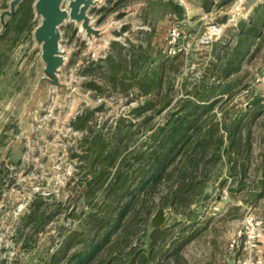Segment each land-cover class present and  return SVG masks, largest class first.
I'll return each mask as SVG.
<instances>
[{
  "label": "rangeland",
  "instance_id": "obj_1",
  "mask_svg": "<svg viewBox=\"0 0 264 264\" xmlns=\"http://www.w3.org/2000/svg\"><path fill=\"white\" fill-rule=\"evenodd\" d=\"M35 1L31 2L32 30L28 33L27 28L21 29L18 9L14 20L8 17L9 29L0 39V264H49L70 234L76 232L79 237L87 234L90 228L87 216L101 208L105 188L113 179L111 174L103 186L91 185L92 170H98L91 166L90 157L94 156L91 137L102 132L108 141L113 136L111 130L122 120L121 130L131 122L136 130L135 141L128 148L146 144L152 132L150 126L142 127L147 117L152 115L155 125L163 124L179 110L180 102L189 96L187 92L202 82L222 85L232 79V91L216 96L219 101L204 117L208 116V122H222L220 132L224 135L225 121L229 124L233 118L247 120L242 134L247 137L249 130L250 138L243 137L238 142L243 155H250L248 177L243 179L247 188L232 191L240 184L245 158L238 155L240 162L233 167L234 162L223 152L211 173L212 183L196 205L193 203L173 215L167 209L168 220L180 222L175 232L187 235L190 219L205 224V219L212 216L209 207L215 204V194L224 189L233 202L244 200L241 208L234 209L236 221L231 223L217 215L206 223L214 234L238 230L249 212L264 222L263 202L255 206L248 201L253 190H258V165L264 145V40L244 55L240 71L230 79H219L210 71L218 60L216 45L231 37L228 28L247 18L256 4L246 6L243 0H95L89 15L99 37L83 31L76 21L66 20L60 26V50L64 58L58 85L49 78L43 82L48 60L44 58V41L35 35L43 21L36 14ZM67 4L65 1L63 7ZM8 8L3 5L0 11ZM174 24L182 30L178 39L182 50L177 53L170 52L168 40ZM7 25L1 29L0 23V36ZM119 47L134 52L135 65L142 72L155 68L161 59L167 60L169 74L163 77L160 93H144L136 85L128 93L113 92L108 87L96 92L85 86L91 80L105 84L97 71L86 69L101 64L109 55L120 56ZM149 102H157V106L151 107ZM87 110L95 111L89 126L77 127L78 117ZM129 149L123 150L122 155H129ZM229 151L234 156L231 148ZM135 162L130 154L124 168L136 166ZM159 196L160 193L155 195L156 200ZM144 215L142 211L137 217L134 244L143 236ZM205 234L202 232L190 244L186 242L182 249L185 258H192L197 249H205ZM231 238L227 241L220 238L223 258L231 255ZM84 244L73 245L69 252L82 250ZM241 244L244 246L243 240L239 247ZM69 256L66 254V258ZM246 256L247 252L241 258Z\"/></svg>",
  "mask_w": 264,
  "mask_h": 264
},
{
  "label": "trees",
  "instance_id": "obj_2",
  "mask_svg": "<svg viewBox=\"0 0 264 264\" xmlns=\"http://www.w3.org/2000/svg\"><path fill=\"white\" fill-rule=\"evenodd\" d=\"M31 2L32 0H24L19 7V22L23 24L21 29L27 28L28 33L32 30ZM14 19L15 17L12 20ZM9 25L10 23L0 39L6 35ZM227 33L231 37L221 45H216L218 60L210 69L219 79L237 74L244 55L253 50V45L264 40V1L254 6L247 18L231 25ZM129 51L119 47L117 54L120 56L109 55L101 60V64L87 68L86 71H97L105 84L91 80L85 86L96 92H103L108 87L113 92L123 90L128 93L136 85L144 93H160L163 77L169 74L167 60L161 59L155 68L142 72L143 69L135 65L137 59L134 52ZM231 81L232 79L229 80L230 83ZM230 83L220 85L202 82L201 86L197 85L194 90L187 92L189 96L180 102L179 110L171 114L163 124L155 125L153 116H148L142 127L150 126L152 132L148 136V142L143 144L145 146L128 148L135 141L133 136L136 133L131 121L129 127L121 130L124 121L120 120L111 130L110 134L113 136L108 141L104 135L106 133L94 134L90 139L94 156L90 158L93 160L91 166L98 170H92L94 177L91 185L103 186L111 174L113 179L105 188L101 208L87 216L90 224L88 233L82 237L76 232L70 234L51 256L49 264H188L182 249L190 238H194L193 233L196 232L193 229L199 222L196 218L190 219L187 235H183L177 230L175 232L174 228L180 222H169L166 210L173 215L183 208L191 207L193 203L196 205V200L203 196L205 188L212 183L211 173L222 159L223 152L234 162L233 167H237L236 162H240L238 155L245 158L240 164V184L232 191L247 188L243 179L248 177L250 155H243V147L238 145L243 137L246 140L250 138L249 130L246 129L247 137L245 133L244 136L242 134L247 120L244 122L243 118H233L229 124L225 121L224 135L220 132L222 122H208V116L204 117L219 101L216 96L232 91ZM217 86L222 89L219 90ZM149 104H152L151 107L157 106V102ZM94 114V110H87L78 117L76 126L88 127ZM247 145L250 146V143ZM230 148L237 155L231 156ZM125 149L131 151L129 155H122ZM130 154L136 159V166L124 168ZM97 161L101 162L99 166H95ZM259 161L260 176L256 184L258 190H253L254 194L248 200L255 206L262 202L264 205V145ZM158 193L160 196L156 200L155 195ZM159 208L165 210L166 221L163 226L154 228L151 226V216ZM142 211L145 214L143 236L134 244L132 241L138 233L139 225L137 217ZM79 242H85L82 250L69 252ZM238 246L239 244L234 245L233 248ZM66 254H70L69 258H66Z\"/></svg>",
  "mask_w": 264,
  "mask_h": 264
},
{
  "label": "water",
  "instance_id": "obj_3",
  "mask_svg": "<svg viewBox=\"0 0 264 264\" xmlns=\"http://www.w3.org/2000/svg\"><path fill=\"white\" fill-rule=\"evenodd\" d=\"M23 0H10L9 8L0 12L1 29L7 25L8 17H14ZM68 1L67 7L63 3ZM264 0H243L246 6L257 5ZM95 0H36V14L43 17L42 24L36 29L37 39L44 41V58L48 60L44 70L45 79L49 78L52 84H58L60 67L63 61V52L60 50L61 30L60 26L66 21H76L81 24V29L89 34L99 37V32L95 30L91 23L89 9L95 6ZM251 12V11H250ZM7 16V17H6ZM102 37V36H101ZM100 37V38H101ZM46 86L47 84L44 83ZM59 85V84H58ZM166 215L163 208H159L151 219V226L161 227L165 224Z\"/></svg>",
  "mask_w": 264,
  "mask_h": 264
},
{
  "label": "crops",
  "instance_id": "obj_4",
  "mask_svg": "<svg viewBox=\"0 0 264 264\" xmlns=\"http://www.w3.org/2000/svg\"><path fill=\"white\" fill-rule=\"evenodd\" d=\"M9 1L10 0H0V8H2L3 5L9 6ZM228 195L229 194H227V190L224 189L223 192H219L215 194V198H216L214 202L215 204L209 207V211L211 212L210 214H212V216L209 219L208 218L205 219L206 223L215 219L217 215H221L222 219L226 221H230L231 223L237 220L235 218L234 209H236L237 207L241 208L242 201L244 199L242 198V201L240 200L238 202H233L231 200L230 195L229 196ZM250 207H254V206L250 205ZM206 223L200 225L199 222L193 229L196 232L193 233L194 238L192 237L188 241V244H190V242L192 241H196V239H198L200 234L202 232H205L206 233L204 235L205 249L203 250L197 249V252H193L192 258H187L188 264H240L239 260L241 259V257L244 256L246 252L243 245H241V247L239 246L235 247L237 249L234 251L230 241L229 249L231 251V255H229L228 257L224 256L225 258H223V256L221 255L222 247L220 245H222V242L220 238H223L224 241H227L226 239L229 240V238H231V236L234 234L236 230L232 232H225V233L223 232V235L222 234L218 235V234H214L215 231L213 233L212 229H210V225H206ZM214 226L217 227L216 225ZM196 229H200L202 232L199 233L200 230H196ZM218 241H219V245L217 243ZM263 248H264V243H262L258 247L257 253L258 254L262 253ZM191 259L192 261H194V263L191 261Z\"/></svg>",
  "mask_w": 264,
  "mask_h": 264
},
{
  "label": "built area",
  "instance_id": "obj_5",
  "mask_svg": "<svg viewBox=\"0 0 264 264\" xmlns=\"http://www.w3.org/2000/svg\"><path fill=\"white\" fill-rule=\"evenodd\" d=\"M181 34V26L174 24L171 27L168 36L171 53H177L182 50V48L178 46V39L181 37ZM241 240L244 242V249L247 252V256L241 258L239 263L264 264V248L262 253H257L258 247L264 243V222L253 212H249L245 215L242 221V226L232 235V246L239 244Z\"/></svg>",
  "mask_w": 264,
  "mask_h": 264
}]
</instances>
